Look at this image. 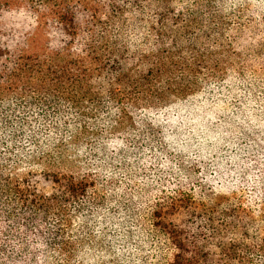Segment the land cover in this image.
Listing matches in <instances>:
<instances>
[{"label":"trees","instance_id":"1","mask_svg":"<svg viewBox=\"0 0 264 264\" xmlns=\"http://www.w3.org/2000/svg\"><path fill=\"white\" fill-rule=\"evenodd\" d=\"M197 3H201L199 12L188 14L176 8L175 0H0V264H74L77 240L72 221L95 216L108 203L92 174L56 175L52 179L56 188L50 194L20 174V156L14 152L25 150L11 144L23 132L34 136L35 131L12 119L29 106L48 104L27 99L31 92L35 97L47 93L49 101L65 98L78 108L89 102L93 107L83 117L94 116L102 105L112 106L119 113L112 126L117 131L133 126V112L158 108L169 112V138L183 141L181 151L196 158L180 164L181 173L187 174L180 183L167 186L169 203L138 204L133 197L122 209L140 225L148 222L142 216L147 211L152 232L163 240L151 242L159 254L158 264H264V202L258 210L230 204V214L219 215L221 203L238 196L241 182L232 175L233 164L222 165L226 157L214 163L224 167L215 176L225 174L229 181L223 195H215L212 178L198 182L197 160L205 153L201 144L198 148L193 143L199 137L191 118L200 109L213 108L216 114L207 119L209 124L198 127L204 132L201 139L212 142L240 131V137L254 141L252 151H264V111L259 113L256 104L248 101L251 92L257 93L253 88L264 89V12L256 0L247 2L246 10L235 6L237 22L231 25L220 5H212V0ZM145 26L147 34H143ZM56 30L62 36L61 46ZM133 33L144 41H133ZM223 39L229 43L225 45ZM131 47L137 50L132 53ZM225 52L235 58L234 63L220 58ZM127 62L136 65L128 67ZM142 62L151 67L134 76ZM204 68L208 74L202 77ZM94 80L105 82L104 93L95 92ZM210 80L225 86L227 94L218 90L214 103L204 102V107L192 110L201 87L213 85ZM218 115L224 123L209 122ZM34 147L35 156L25 159L43 163L46 159L51 167L49 155L36 143ZM252 187L257 197L264 198L262 186ZM203 190L207 192L200 195ZM207 199L212 204L205 203ZM175 214H182V219L173 220Z\"/></svg>","mask_w":264,"mask_h":264},{"label":"rangeland","instance_id":"2","mask_svg":"<svg viewBox=\"0 0 264 264\" xmlns=\"http://www.w3.org/2000/svg\"><path fill=\"white\" fill-rule=\"evenodd\" d=\"M212 1L214 2L212 5L223 7L222 16H225L226 21L231 25L237 22L234 11L236 7L246 10L247 2H251V0ZM256 1L260 2V10L264 12V0ZM175 6L181 12L188 11L190 14L198 13L197 10L201 7V3L198 4L197 0H175ZM145 27L147 29L143 31V34L149 32L148 27ZM228 29L227 35L231 33V28ZM56 32L57 45L61 46L62 36L60 31L56 30ZM132 39L138 43L144 41L138 38L135 33L132 34ZM204 40L206 41V38ZM228 43L226 40L225 45ZM236 44L238 43H235V46ZM136 50V48H130L132 53ZM183 58L187 61L190 60L189 55L185 52ZM220 58L231 63H234L235 59L226 52ZM125 64L128 67L136 65L128 62ZM150 67L151 63L142 62L135 68L133 75L145 74ZM205 74H208L206 68L202 70V77H205ZM216 81L208 82L213 84L211 88L209 86L205 88V85L201 87L200 92H197L194 97L195 103L191 105L192 110L204 107V102L214 103L213 94H216L218 90L223 89L221 93L227 94L225 86L214 85ZM94 82L97 83L94 88L95 92L104 93L105 82L100 80H94ZM252 91L257 93L254 95L251 92L248 101L256 104L254 107L261 113L264 111V89L256 87ZM29 96L48 104L29 106L12 119L15 123L16 121L26 123L35 131L34 136L28 131L23 132L20 134L18 142L11 144L12 147L16 145L25 150V153L24 151L18 153L11 149L14 154L20 156L17 161L21 164L20 174L31 178L40 191L47 194L52 193L56 188L52 182L56 175L67 177L75 175L81 178L86 174H92L98 182L99 190L108 198V203L103 206V209L106 210H100L95 216L91 215L88 219H85L84 216L72 221L71 229L77 240V258L74 260V264H158L159 254L157 251L155 252L151 242L155 240L163 242V240L152 232L150 225L152 220L147 215V211H144L142 216L148 222L140 225L136 220L129 218L126 208L122 209V206H126L125 201L133 197L138 200V204L151 205L158 200L169 203L171 195L167 194V186L170 183H180L187 174L186 172L181 173L180 164L185 160L193 162V158H196L194 153L181 151L183 141H175L176 136L169 138L166 124V116L169 115V112L160 108L152 112H133V126L127 125L123 130L117 131L112 126L119 113L112 106L106 109L102 105L99 107V111L94 112V116L83 117L86 110L93 107L89 102H84V106L78 108L74 107L70 101H65V98L60 101V99L52 97V101H49V95L43 92L36 97L31 92L27 99ZM258 97L263 99V103L259 102ZM53 101L57 103L54 104ZM211 109H208L209 111L200 109L201 113L196 112L191 117L192 122H195L194 128L199 137V140H194L193 143L198 148L201 144V149L205 153L199 156L200 158L197 157V165L200 166V172L197 173L198 182L212 178L211 185L216 190L215 195H223L225 192L223 189L224 187L228 188L226 184L229 181L228 178H225V174L220 178L215 176L216 170L224 169V167L219 165L215 167L214 163L215 160L218 161V157H226L228 161L222 160V165L233 164L232 175L239 179L241 185L239 188L237 187L238 196H235V200L231 198V201L221 203L222 209L219 215H229L230 211L227 209L230 208V204H239L244 208L250 207L258 210L261 208L260 203L264 202V198L260 197L261 195L257 197V192L252 186H262L264 192V183L262 185L260 183V177L264 178V162L263 165H260L264 161V151L260 153L252 151L250 147L254 146V141L240 137V131L230 132L223 138L217 137V140L212 142L201 139L200 136L204 132H200L198 127L209 124L207 119L216 114ZM187 121L191 123L190 118ZM211 121H217L220 124L224 123L225 119L218 115L209 122ZM237 122L239 121L237 120ZM209 127L211 126L209 125ZM34 143L42 147L46 156L49 155L47 159L52 160L51 167L45 163L46 159L44 163L25 159L28 156H35ZM201 149H194L192 152L201 151ZM241 178L245 181L244 184ZM206 192L203 190L200 195ZM140 195L146 196V198L143 199ZM111 199L114 205H111ZM205 203L212 204L208 199L205 200ZM258 203L259 206H256ZM115 211L116 214H114ZM210 211H207L208 215L211 214ZM223 211L228 213L225 214ZM82 214H84V210ZM240 216L244 217L245 213ZM253 218L259 219L258 217ZM172 219L180 221L182 214H175ZM226 220L228 219L226 218ZM255 234L256 232L253 233V236ZM146 236L149 239L144 241L138 239V237Z\"/></svg>","mask_w":264,"mask_h":264}]
</instances>
